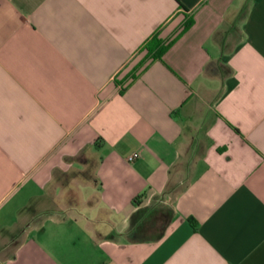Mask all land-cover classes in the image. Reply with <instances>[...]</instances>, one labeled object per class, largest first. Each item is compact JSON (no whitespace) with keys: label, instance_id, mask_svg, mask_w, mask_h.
<instances>
[{"label":"crops","instance_id":"obj_1","mask_svg":"<svg viewBox=\"0 0 264 264\" xmlns=\"http://www.w3.org/2000/svg\"><path fill=\"white\" fill-rule=\"evenodd\" d=\"M0 264H264V0H0Z\"/></svg>","mask_w":264,"mask_h":264},{"label":"trees","instance_id":"obj_2","mask_svg":"<svg viewBox=\"0 0 264 264\" xmlns=\"http://www.w3.org/2000/svg\"><path fill=\"white\" fill-rule=\"evenodd\" d=\"M192 24H193L192 19L187 20L181 32L176 37L168 41L160 40L157 38L156 35H154L144 46V49L147 51L146 60L156 59V58L161 59L164 56V54L167 52V50L178 39V37L182 35L184 32H186L192 26Z\"/></svg>","mask_w":264,"mask_h":264},{"label":"built area","instance_id":"obj_3","mask_svg":"<svg viewBox=\"0 0 264 264\" xmlns=\"http://www.w3.org/2000/svg\"><path fill=\"white\" fill-rule=\"evenodd\" d=\"M139 156H140V154H139L138 152L132 153L131 155L128 156V161H129V162H133V161H135Z\"/></svg>","mask_w":264,"mask_h":264}]
</instances>
